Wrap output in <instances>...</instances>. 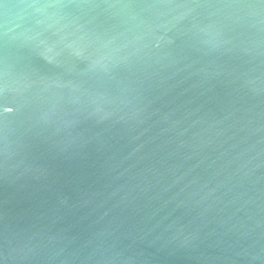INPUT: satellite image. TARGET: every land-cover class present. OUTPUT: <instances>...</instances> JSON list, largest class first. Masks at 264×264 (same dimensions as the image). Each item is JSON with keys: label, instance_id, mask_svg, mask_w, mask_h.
Here are the masks:
<instances>
[{"label": "water", "instance_id": "obj_1", "mask_svg": "<svg viewBox=\"0 0 264 264\" xmlns=\"http://www.w3.org/2000/svg\"><path fill=\"white\" fill-rule=\"evenodd\" d=\"M0 264H264V0H0Z\"/></svg>", "mask_w": 264, "mask_h": 264}]
</instances>
